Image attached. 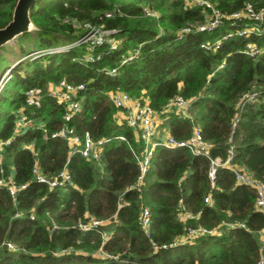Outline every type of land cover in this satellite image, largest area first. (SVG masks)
I'll return each instance as SVG.
<instances>
[{
    "label": "trees",
    "instance_id": "16d2710c",
    "mask_svg": "<svg viewBox=\"0 0 264 264\" xmlns=\"http://www.w3.org/2000/svg\"><path fill=\"white\" fill-rule=\"evenodd\" d=\"M209 1L227 15L222 23L182 32L204 23L211 7L186 6L185 0L36 1L31 16L37 28L16 39L31 50L0 73L1 82L11 68L0 87V139L11 138L0 159V178L13 172L17 182L26 183L16 197L0 184V264H256L264 256V211L256 188L237 182L228 165H219L215 178L209 174L212 159H225L234 142L233 161L264 180V33L224 37L250 21L229 14L247 2L259 8L264 0ZM16 2L0 0V27L12 19ZM87 23L115 29V44L89 41L29 55L76 41L87 33ZM217 39V48L202 46ZM249 41L261 48L258 55L247 51ZM62 79L85 83L81 110L70 124L104 140L99 162L53 135L64 122L65 103L51 88ZM30 87L42 93L39 106L27 104ZM118 88L148 98L159 113L178 95L189 98L192 116L172 108L171 132L185 138L199 124L211 143L209 153L160 145L137 186L136 153L143 142L118 114L123 107L112 99ZM252 89L259 95L241 103ZM20 108L37 122L17 131ZM36 160L48 175L66 166L73 182L52 188L36 180ZM209 194L212 202L205 200ZM144 205L151 209L149 233L141 223ZM183 212L193 215L183 219ZM200 225L218 232L170 245Z\"/></svg>",
    "mask_w": 264,
    "mask_h": 264
},
{
    "label": "built area",
    "instance_id": "2783aa9c",
    "mask_svg": "<svg viewBox=\"0 0 264 264\" xmlns=\"http://www.w3.org/2000/svg\"><path fill=\"white\" fill-rule=\"evenodd\" d=\"M186 6L189 5H201V6H210L212 9L211 16L207 17V20L204 23L194 26H188L181 29L182 31H190L195 28L200 30H209L213 29L216 26L220 25L227 15L218 7H216L209 0H185ZM228 16L234 17L236 19L248 18L250 21L245 22L243 26L237 28L235 31H229L225 34L224 37L237 35H249L251 33L262 34L264 33V6L256 7L253 2H247L245 7L234 11ZM89 27L87 33L76 41L65 44L47 47L43 49L36 50L31 52L29 55L36 56L42 53H53L57 51H62L70 48L74 45H79L81 43L95 42L101 43L108 41L115 44V38H113V33L115 29H105L102 27H96L87 23ZM221 40L217 39L215 41H205L202 43V46L211 49L217 48L220 45ZM90 48V47H89ZM247 51L256 56L261 52V48L252 41H249L246 46ZM89 59H92V56H87ZM133 58V56L127 57L124 61ZM112 73H117V69L113 68L110 70ZM11 76V68L7 70L5 75L2 77L0 82V87L4 82ZM85 87L83 82H71L66 79H62L58 84L54 85L51 88V93L58 96V98L65 103L64 111V122L56 129L53 133L54 136L61 137L67 141L70 147L77 148L81 154L87 159L93 162H99L102 156V143L104 140H95L89 132L81 134L77 131L74 125L70 124V121L74 115L81 110L82 104L80 99L81 90ZM259 95L258 89H252L246 92L242 98L241 103L245 101L254 100ZM42 93L36 87H30L27 90V104L31 106H39L41 104ZM112 99L117 107L127 108V121L129 125L134 129L135 132L140 136L141 141L143 142L142 149L136 153V157L139 162L140 175L138 183L139 186L145 175L147 174L149 167L151 165V157L155 149L160 145H165L169 147H187L192 152H204L209 153L211 143L207 141L202 134L201 127L196 124L193 127V132L185 138H178L173 134H170L166 137H162L157 126L156 116L158 111L150 104L148 98L138 97L132 95L130 92L124 89H116L112 93ZM168 106H171L174 111L181 116H192V101L189 98L184 97L183 95H178L175 97ZM37 121L35 118L30 117L27 112L20 108L17 111L16 119V130H21L25 127L32 126ZM239 122V116H236L233 120V125L236 126ZM121 138L125 139V136L120 135ZM9 139H0V159L3 157V151L5 145L9 143ZM28 148H32L33 144L29 143L26 145ZM236 152L235 143L231 142L228 148V155L225 159H222L220 156H217L212 159V164L210 168L211 178H215L216 171L219 165H228L232 167L236 181L239 183L250 184L256 188L257 191V206L264 211V180L256 178L248 173L243 166L235 163L233 161ZM33 177L40 181L48 183L50 187H65L66 185L73 182L72 175L68 168L65 166L55 175H48L45 173L39 165V162L36 160L32 168ZM0 184L6 185L10 194L13 197H16L18 191L26 186V183H19L14 177V173L11 172L9 175L2 176L0 178ZM206 201L212 202V196L209 194L206 198ZM21 212H18L17 215H20ZM192 213L183 212L181 217L185 219L187 216H192ZM94 222H98L94 220ZM141 223L144 229L149 233L151 227V209L149 206L144 205L141 211ZM80 227L86 228L87 224L80 223ZM231 225V224H230ZM233 225V224H232ZM217 230L209 229L205 226L190 227L186 235L183 238H177L170 245H175L185 237H192L201 234L208 233H217ZM106 234V233H104ZM4 245L8 246L11 249H18L17 245L11 241H4ZM165 247L168 245H164ZM156 248L159 246L156 245ZM256 264H264V256L262 255L256 262Z\"/></svg>",
    "mask_w": 264,
    "mask_h": 264
},
{
    "label": "water",
    "instance_id": "95a60500",
    "mask_svg": "<svg viewBox=\"0 0 264 264\" xmlns=\"http://www.w3.org/2000/svg\"><path fill=\"white\" fill-rule=\"evenodd\" d=\"M36 1L17 0L12 19L5 26L0 27V51L8 42L15 40L25 32L34 31L37 28L31 16V9Z\"/></svg>",
    "mask_w": 264,
    "mask_h": 264
},
{
    "label": "rangeland",
    "instance_id": "374dc122",
    "mask_svg": "<svg viewBox=\"0 0 264 264\" xmlns=\"http://www.w3.org/2000/svg\"><path fill=\"white\" fill-rule=\"evenodd\" d=\"M211 15L212 14L210 13L209 16H211ZM30 50H31L30 46L26 45V47H23L22 42L17 41L16 39L5 44L1 48V51H0V73H2L15 60L21 58L23 55L28 53ZM25 57H27V56L25 55ZM25 57H22V58H25ZM118 114L121 117L127 116V112L123 108L118 109ZM157 119H158V115L156 116V121H157Z\"/></svg>",
    "mask_w": 264,
    "mask_h": 264
},
{
    "label": "crops",
    "instance_id": "0c3cea01",
    "mask_svg": "<svg viewBox=\"0 0 264 264\" xmlns=\"http://www.w3.org/2000/svg\"><path fill=\"white\" fill-rule=\"evenodd\" d=\"M124 109L126 110V112H128L127 108H124ZM171 112H172V107L168 106L166 107L165 112L158 113L157 126L159 128V132L162 137H166L170 134H173L170 129ZM122 117H126V116H122Z\"/></svg>",
    "mask_w": 264,
    "mask_h": 264
}]
</instances>
